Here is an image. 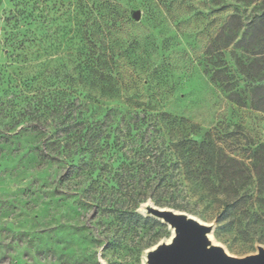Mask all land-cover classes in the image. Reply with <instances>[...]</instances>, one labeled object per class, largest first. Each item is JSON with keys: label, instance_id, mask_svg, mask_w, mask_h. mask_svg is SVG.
I'll return each instance as SVG.
<instances>
[{"label": "rangeland", "instance_id": "1", "mask_svg": "<svg viewBox=\"0 0 264 264\" xmlns=\"http://www.w3.org/2000/svg\"><path fill=\"white\" fill-rule=\"evenodd\" d=\"M123 2L94 47L76 0H0V264H142L156 171L229 253L264 246V0Z\"/></svg>", "mask_w": 264, "mask_h": 264}, {"label": "water", "instance_id": "2", "mask_svg": "<svg viewBox=\"0 0 264 264\" xmlns=\"http://www.w3.org/2000/svg\"><path fill=\"white\" fill-rule=\"evenodd\" d=\"M140 19V10L130 12ZM145 215L152 216L173 229L174 235L147 249L142 264H264V246L243 256L229 253L220 243L210 246L207 234L213 226L196 217L167 207L143 203Z\"/></svg>", "mask_w": 264, "mask_h": 264}, {"label": "trees", "instance_id": "3", "mask_svg": "<svg viewBox=\"0 0 264 264\" xmlns=\"http://www.w3.org/2000/svg\"><path fill=\"white\" fill-rule=\"evenodd\" d=\"M124 0H76L75 8H76V22L79 27H84V33H86L89 37V40L92 42V45L96 47L97 45L103 44V41L99 39V35L101 33V29L103 26V22L105 20H111L118 28H122L127 21L126 16V7L124 6ZM84 17L85 21L84 24H81V18ZM235 16L232 15L230 18L233 19ZM256 20H264V11L261 12L258 16H255ZM255 19H252L254 21ZM86 22V24H85ZM245 24L239 23L238 25H233L231 21H228L225 24V27L222 28L221 32L224 33L225 30L229 31L232 34L237 33L240 29L244 27ZM246 27L244 28L243 32L246 31ZM97 56L93 58V60H96ZM144 113V115L141 118H138L137 116L133 120V123L136 127H139L143 125L144 122H146V119H149L150 125L153 127V129H157V132L161 131L166 127V124L164 121L169 117L166 113H161L160 119L152 118L151 116L146 115V111L144 109L140 110ZM163 122V123H162ZM79 126L81 128L84 127V122H78ZM103 124H99L98 122L94 123V130L97 135H100V129ZM159 126L158 128H156ZM86 132V129H85ZM99 137V136H97ZM82 138V137H81ZM84 136L82 140L84 141ZM82 141V143H83ZM185 141L189 144L187 147L189 154L196 156L200 152H203L206 147H208V142L205 140H196L192 138H185ZM81 141H79V144H82ZM87 143V142H86ZM182 144V139H177L175 143V147L179 148ZM164 146V145H162ZM174 165L178 166L179 164L176 162ZM157 176V181L155 182V188L160 190L164 189L166 190L170 195L168 198H164V200H161L159 196H151V199H153V203L156 206L159 207H167L171 208L177 211H183L184 207L175 199L174 196V189L176 188L175 183L172 180V175H164L161 174L159 171L155 172ZM175 185V186H174ZM169 189L171 192H169ZM142 198L140 197V200ZM142 201V200H141ZM226 208L222 210L221 217H226L228 215V212L233 207V202H227ZM142 216L139 214H133L135 217H140L143 221H151L153 223H157L159 219L154 218L152 216H148L140 212Z\"/></svg>", "mask_w": 264, "mask_h": 264}, {"label": "bare ground", "instance_id": "4", "mask_svg": "<svg viewBox=\"0 0 264 264\" xmlns=\"http://www.w3.org/2000/svg\"><path fill=\"white\" fill-rule=\"evenodd\" d=\"M139 210H140V212H144V206L141 205V207H140ZM170 231H171V236H173V235H174L173 229H170ZM207 240H208V243H209L210 246H213V245H217V244H218L217 242H215V241L212 239V236H211L210 233L207 234Z\"/></svg>", "mask_w": 264, "mask_h": 264}]
</instances>
